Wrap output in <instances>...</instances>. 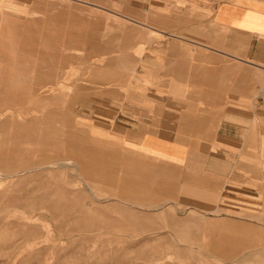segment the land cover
<instances>
[{
  "label": "crops",
  "instance_id": "obj_1",
  "mask_svg": "<svg viewBox=\"0 0 264 264\" xmlns=\"http://www.w3.org/2000/svg\"><path fill=\"white\" fill-rule=\"evenodd\" d=\"M11 43L51 90L86 54L73 108L95 136L179 170L183 204L264 229V0H0L3 60Z\"/></svg>",
  "mask_w": 264,
  "mask_h": 264
},
{
  "label": "rangeland",
  "instance_id": "obj_2",
  "mask_svg": "<svg viewBox=\"0 0 264 264\" xmlns=\"http://www.w3.org/2000/svg\"><path fill=\"white\" fill-rule=\"evenodd\" d=\"M84 12L89 25L107 17L98 8ZM52 18L38 20L37 33L57 23ZM7 47L6 60L0 53V264H264V229L183 204L174 186L179 170L95 136L76 116L75 82L92 70L86 54H64L62 85L51 90L33 83L26 52Z\"/></svg>",
  "mask_w": 264,
  "mask_h": 264
}]
</instances>
